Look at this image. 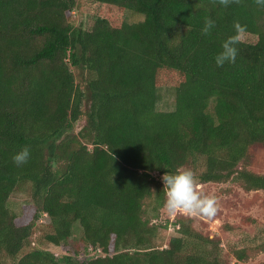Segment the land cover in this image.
Wrapping results in <instances>:
<instances>
[{
	"label": "trees",
	"instance_id": "16d2710c",
	"mask_svg": "<svg viewBox=\"0 0 264 264\" xmlns=\"http://www.w3.org/2000/svg\"><path fill=\"white\" fill-rule=\"evenodd\" d=\"M78 1L0 0V264H246L264 252L252 217L248 233L223 224V239L183 214L174 235L156 224L166 172L264 192L251 168L264 151V7L80 0L120 22L96 16L85 28L68 18ZM205 18L216 22L209 36ZM236 21L247 26L236 62L217 67ZM161 87L172 89L170 111L156 108ZM24 147L30 159L17 166ZM22 186L29 202L15 213L7 202ZM42 219L44 242L72 249L33 246Z\"/></svg>",
	"mask_w": 264,
	"mask_h": 264
},
{
	"label": "rangeland",
	"instance_id": "374dc122",
	"mask_svg": "<svg viewBox=\"0 0 264 264\" xmlns=\"http://www.w3.org/2000/svg\"><path fill=\"white\" fill-rule=\"evenodd\" d=\"M115 13L107 11V9H101L99 6L78 1L77 8L68 13L69 20L77 25L82 23L85 28H89L93 19L96 16L108 18L113 25H119V21L115 18ZM123 20L127 22H139L142 20L140 15L125 12ZM158 97L156 102V108L160 111H170L173 109V92L171 88L161 87L157 91ZM251 168L256 172H264V151H258ZM198 188L206 195H213L217 199L218 212L212 218H206L203 216H190L193 218V226L197 229H201L204 233L210 237H219L223 239L221 226L223 224H230L239 226L243 231L250 232L251 226L245 224L247 217H252L260 223H264V192H244L239 186L233 182L221 183V184H199ZM29 202L28 188L22 186L16 188L8 199V207L15 213H20L22 207ZM183 214V213H179ZM176 215H168L164 207L159 212V217L156 220V224L161 226L166 225L159 229V235L161 238H165L169 235H174V228L171 225L172 220ZM185 215V214H183ZM188 216V215H186ZM47 220L42 219L38 222V226L30 239L31 244L35 247L47 249L54 254H64L72 249V244L69 247H54L44 242L42 235L47 231ZM39 227V228H38ZM77 232V230L75 229ZM74 233V237L71 239L73 242L77 233ZM38 246H37V244ZM233 262V260H231ZM246 264H264V252L258 253Z\"/></svg>",
	"mask_w": 264,
	"mask_h": 264
},
{
	"label": "clouds",
	"instance_id": "9594fccd",
	"mask_svg": "<svg viewBox=\"0 0 264 264\" xmlns=\"http://www.w3.org/2000/svg\"><path fill=\"white\" fill-rule=\"evenodd\" d=\"M220 6L227 8L230 4H240L241 0H213ZM255 3L264 7V0H255ZM216 26L215 20L205 18L201 34L211 35ZM234 34L228 36L221 43V50L214 56L217 67H223L226 63H235L239 52L238 45L243 42L247 26L238 21L233 24ZM30 149L22 148L12 160L17 166L26 164L30 159ZM161 180L165 194L164 209L168 215L183 213L188 216L214 217L218 212L217 199L213 195H206L198 188L197 177L190 169H177L175 173L166 172Z\"/></svg>",
	"mask_w": 264,
	"mask_h": 264
}]
</instances>
